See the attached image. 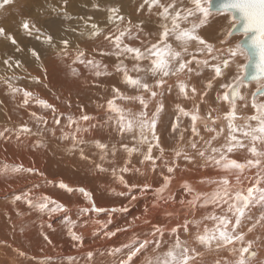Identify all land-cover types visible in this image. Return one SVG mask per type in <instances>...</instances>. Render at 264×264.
Instances as JSON below:
<instances>
[{
	"label": "rangeland",
	"instance_id": "374dc122",
	"mask_svg": "<svg viewBox=\"0 0 264 264\" xmlns=\"http://www.w3.org/2000/svg\"><path fill=\"white\" fill-rule=\"evenodd\" d=\"M18 1L19 0H12L11 3L5 4L2 8H0V28H4L6 30L5 32L11 34L16 40V44H12L8 39L0 36V51L3 53L2 54L0 52V131L8 129L4 136H0V167H2L4 163L22 164L25 169L31 168L35 171L8 174L0 172V264H119V261L127 253V249L124 248V245L127 244V241H123L122 243L119 240V234L121 232L110 230L111 224L107 228H104V231L107 230L108 232V235L106 236H104L105 234H103L102 231L100 232L95 230L92 234V237L89 238L87 236H83L85 234H82L81 231H76L77 221L80 220L83 215L80 213L78 215L70 216L74 208L77 206V208H81V204L74 205L75 200L71 198V193L78 191V187H84L78 181V177L81 178L82 176H85L82 178V180L89 183L93 181L91 183V190L89 192L96 199H98L96 190H103L104 186L109 182V179L112 180L116 176V170L127 166L126 161H122L121 163V160H123L122 157L125 158L124 154L128 153L123 147L124 145H127L128 148L137 149V151L132 153V156L139 158L138 163H140V159L143 158L144 154L146 153L145 150L141 152L138 146L139 131L137 130L135 132H125L124 134H121L116 131L114 124L108 132V135L110 134L111 136H109L111 138H104L106 130L102 129L98 123L103 122L102 124L104 125L107 122L109 123V121H115V116L113 113H110L107 108L108 100L102 103H97L89 98L91 96L90 89L91 87L96 86L95 82L98 80L97 77L92 79L88 78L90 76H96L94 75V70L90 66L86 67L85 65L79 63L73 64V61H70L69 63L60 59H56L49 67L45 66L46 56L52 51V48H49V42H46V36H42L38 31H34L33 29H31V34H29L28 31L24 30L21 26L23 21L26 19L29 20L31 24H34L37 18L36 16H40V14H37L36 4L24 6V8L26 7V15L21 16L19 14L20 12L16 10L15 2ZM106 1L107 0H105V2L104 0H94V3L89 9H95L98 11L104 10L105 12L107 11V14L104 18V23H111L112 21L116 22L115 20H107L109 19L108 17L110 15L109 9L114 7L120 9L122 2L119 1L118 4V2H115V0H108L107 3ZM0 3H3V0H0ZM51 4L53 7L58 5L62 8L65 7L62 9V12L64 13L60 12L57 13V15L65 14L66 6L63 4V0H44V2L41 4L42 7L39 8V11L41 12L43 8H45L46 12L53 13L54 10L52 11V8H46ZM134 8V6L130 8L129 13L127 12L128 15L133 16L138 13V9ZM120 11L121 10H119V13ZM213 16H215V18ZM24 17H26V19H21ZM219 19L224 20L221 13H212V15L201 27H204L206 24L208 25L213 21H219ZM92 24L93 23H84V29L87 31V34L94 31L92 28H90ZM95 24L97 25L99 23L96 22ZM226 26L227 22L223 31L217 35L205 34L201 37L209 44H212L215 48L219 50L223 49L225 46L220 43V40L223 38ZM97 28H99V25ZM229 39L234 46L235 43L243 39V35H233V37ZM40 41L42 42L41 46L47 51L45 57L43 58L38 54L34 56L32 53L35 50H30V48H32V43H39ZM17 47H19V51L16 50ZM198 47L201 46L193 43L190 46V52L195 53ZM26 49L28 50L26 51ZM98 52V50H94L89 54L88 59L94 60V58L98 57ZM202 56L203 55L201 54H197V59L200 60ZM208 59L210 64L217 63V61L212 60L211 57ZM5 60H8V64L4 63ZM97 60L101 62V59ZM16 61H19V66H17ZM246 61V56L238 57L235 62L230 64L229 68L223 71L224 75L220 78H217L216 80H212L214 73L211 68H204L200 65H197L196 62H193L191 67H195L197 70H202L203 73L210 72L211 74H208V77H202V74L200 77H198L200 85L194 86L195 88H198H196L197 94L195 97L190 98V104H192V108L194 105H199L200 113L204 118H207V114L209 112H211L212 116L215 117L216 114H222L225 110H227L228 105L226 103L217 101V95L223 92V89L220 88V84L222 82H230L233 76L237 74L238 65L246 64ZM73 67L78 70V74L74 75L72 73L71 69ZM35 69L39 70L40 75L43 71H46L44 80L40 79V77H35V75L32 73ZM243 71L244 69L240 70L241 76L243 75ZM192 73L185 74V76H189ZM87 78L90 80H85ZM209 80H212V87L210 88L207 87ZM40 81L44 82L39 83ZM186 82L190 85L188 81ZM80 84L84 87V92L83 88L82 91L78 92V90H80L78 88ZM9 85L12 87L10 88ZM169 85L171 84L169 83ZM244 86L245 87L242 88V93L243 90H246V97L249 95L248 101H250V93L256 91L258 84L256 82L255 84L250 83V85L244 84ZM166 87L167 86L165 84L163 88L155 89L156 91H160V98L157 100L158 104L156 108L160 103L164 107ZM14 88H18L21 91L14 92ZM24 90H27L33 94V98H30L29 104L26 106L23 105ZM129 90V93L122 92L123 95H143L145 99H148V93L139 92L132 95L134 89L129 87ZM35 98L46 100L49 104L54 106L55 111L52 109H45L42 106L36 104ZM112 98L113 96L109 97V99ZM150 101L151 100H148V104ZM238 101L239 100H237V102ZM184 102L185 99H182V101H179L180 104L178 105L184 107ZM117 104L120 107L131 109L133 112H135L138 102L118 100ZM153 109V107H148V116L155 112L156 109L152 113ZM163 110L164 108L157 116L158 126L160 123L158 121ZM212 110H214V112ZM33 112H35L37 116L43 117L44 121L46 122L42 123L38 121L31 115ZM70 115L77 120L78 125L81 126L82 129L84 126L88 128L87 132L81 131L77 134L78 138L84 141L83 144H76L75 147L77 148L73 146V140L71 139L76 125L69 124L67 117ZM81 115H88L90 120L86 122L79 121V117ZM110 117L112 118L110 119ZM56 120H59V123H56ZM235 123L238 125H243L245 122L241 123L235 121ZM23 124H27V126L32 129V134L21 136L18 139L16 136V130ZM225 124L226 122L221 119L216 121L215 125L211 124L208 127H216L219 129L220 127H225ZM197 130L199 135L190 134V138L187 140H185V137H182L180 146L183 148L191 147V143L195 142L199 149L200 144H202V140L200 139H203L204 135L207 137L206 141L210 140L211 137L215 135V133L206 131L204 126H200L197 128ZM65 134H67V138H65ZM226 135L227 131L219 135L217 139L212 141V146L219 148L221 147L222 143L225 144ZM98 140L101 143L108 145L106 154L102 153L100 149L98 150L97 147L93 146L95 145V141ZM198 140H200V142H198ZM108 141L112 142L108 143ZM87 143H89L91 146L89 147V150L84 153V147L85 145H88ZM143 145L144 144H142V146ZM189 149L193 150L192 147ZM81 150L83 151V158L81 156ZM113 150H115L114 155L112 154ZM100 153L104 154L105 160L108 159L106 162L104 159L101 161L100 157L102 154ZM108 157H111V160ZM113 157L114 159L112 160ZM98 164L101 165L103 170L97 168ZM101 172H103V175H101ZM89 177H91V179ZM61 181L72 188L73 191L69 192L66 189L60 188L59 183ZM69 182L74 183V187H72L71 183ZM98 182H101L102 184H98ZM25 193L29 194L28 198L32 199L34 203L37 202L38 198L42 196L51 197L53 200L63 203L67 208V212H59V214L58 212L51 214H49L47 211L41 212L38 208L29 206L27 200L24 198ZM98 194L100 196H104L100 190L98 191ZM16 196H20L21 199L16 200ZM107 197H109L108 199H114L115 195L111 196L108 193ZM68 220L74 222L76 221L72 230L77 235L82 236L81 241L74 240L69 234V225L67 223ZM109 233L114 234L109 235ZM45 237H47V239H45ZM130 243H132V241H128V244ZM150 245H152V243H150ZM149 246H147V248ZM48 247L51 249L49 250ZM145 248L144 252L141 250V252L137 253L135 259L133 257V264H148L149 260H153L156 254H158L161 249H164V247L161 245L160 250L156 249L157 251L155 250L152 252L153 250L151 249L148 254H146L147 251ZM251 248L256 250L254 247ZM116 249H121V251L116 252ZM88 250H92L93 252L91 251V253ZM45 251L49 252L47 253ZM89 253L92 254L91 258L88 256ZM143 254H146V257L144 256L145 258H143ZM256 255L257 253L254 256H249L248 260L254 258Z\"/></svg>",
	"mask_w": 264,
	"mask_h": 264
},
{
	"label": "snow or ice",
	"instance_id": "6c2138e0",
	"mask_svg": "<svg viewBox=\"0 0 264 264\" xmlns=\"http://www.w3.org/2000/svg\"><path fill=\"white\" fill-rule=\"evenodd\" d=\"M11 2L12 0H3V3H0V8ZM65 3H67V0H65ZM145 7H147L149 13H151L153 9H157V15L162 20L161 30L155 42L148 45H143V42H141L142 47H134L125 43L126 39L133 38V26L131 21H128V26L122 29L117 27L115 34H110L105 37L115 49V55L118 57L130 56L137 62L133 65L132 71L136 73L144 72L146 75L151 74L152 77L156 78L155 83L150 85L139 75L133 76L130 74L127 67L121 62L116 65V70L122 73L124 83L134 90L148 93V99H145L143 95L125 96L118 88H114L113 91L115 95L112 99L107 101V108L109 112L113 113L115 116L118 131L124 134L125 132L131 133L138 130L140 142L149 145L146 154H144V159L141 161L142 163L144 161H151L153 166H155V158L152 155V140H155V146L159 147L155 129L157 116L163 109V105L160 104L151 117H149L147 113L148 100L154 99L158 95L155 89L162 88L167 83L168 78L176 77V87L179 94L185 99L190 98V94L191 97H195L197 89L194 86L189 87V84L180 78L182 74L193 72V68L190 67V65H192L194 61L204 68H211L214 73L212 80L222 77L224 75L222 69L229 68L230 64L240 56H246L249 63L254 65L255 75L252 79L257 81L258 86L255 92L250 93V101L242 94L241 89L244 86V78L240 75V70L246 69L249 67V64L238 65L237 74L233 76L230 82H222L220 84V88L223 89V92L217 95V101L226 103L228 109L215 117L212 116L211 112L207 114V118L211 120L213 125L216 124V121L223 119L226 122L225 127L217 129L216 127H208L205 125L206 131L215 133L210 140L205 142L208 145L207 150H200L195 142L191 143L192 149L197 150L198 155L201 157H205L206 153L210 152L212 155H208L207 158L212 160L226 175L220 180L212 182L216 184L217 187L210 194V198H207L209 197L208 193L194 191L187 183L183 185L185 192L188 195L194 196L193 200L188 201V204L193 207L201 201L202 204H200V206H226L223 214H212L203 218L204 220L212 222L211 227L205 224L201 231L199 230L201 228L200 222H196L198 232L195 236V241L201 246H210L213 242H215L217 247L231 246L230 251L236 257L233 264H249L248 257L255 255L254 252H250L253 241L248 240L245 242V233L240 231V226L242 218L245 217V210L251 204L264 203V171L260 170L261 165L264 164V0H219V2L216 3H214L213 0H143L139 8L143 10ZM213 7L223 15L224 20L227 22L223 38L220 40V43L225 47L220 50L216 49L212 44H209L197 34L198 29L212 15ZM109 12L110 15L108 18L110 21L115 20L119 21L121 24L124 23V17L119 14V8H111ZM21 26L24 30L28 31L29 34H31V29L35 28V25L31 24L27 19L23 21ZM237 26H239V31L242 33L244 39L235 43L233 46L229 38L233 37V29H236ZM91 28L94 30L92 35L99 34V29L96 24L93 23ZM36 31H39V29H36ZM0 36L8 39L12 44H16L15 38L11 34L6 33L4 28H0ZM45 39L46 42L50 43L53 38L48 35ZM62 43L65 48L68 47L69 42L67 40H63ZM193 43L201 46L196 49L195 53L190 52V46ZM16 50L19 51V47H17ZM32 54L34 56L37 55L35 51H33ZM197 54L211 57V59L217 61V63L210 64L208 58L198 60ZM142 61L148 62L146 68L141 67L139 62ZM4 63L8 64V60H5ZM76 63L85 65L86 67L90 66L94 70V75L97 77L107 74L106 71L101 70L102 66L98 62L92 59H85V53L83 51H77L73 60V64ZM16 64L19 66V61H16ZM103 67L106 69L107 66ZM71 71L74 75L78 74V70L75 67H73ZM212 80H209L207 87H212ZM9 87L11 88L12 86L9 85ZM13 91L20 92L21 90L14 88ZM23 97V105L26 106L29 104L30 98H33V94L24 90ZM118 100L138 102L141 106V110L139 112H133L131 109L120 107L117 104ZM237 100L245 101L243 107L245 109L250 108L251 114L246 116L239 115L237 112ZM35 103L45 109H52L55 111L54 106L44 99L35 98ZM176 107L180 115L190 118L193 134L199 135L196 128V122L201 118L199 105H194L192 111L186 110L180 105ZM31 115L42 123L46 122L43 117L37 116L35 112ZM111 118L112 117H110V119ZM67 119L70 125H76L74 133L71 136L73 146L75 147L76 144H83L84 141L79 139L77 134L81 131L87 132L88 128L82 129L78 125L77 120L71 115L68 116ZM237 119H242L245 123L243 125H238L235 123ZM89 120L90 117L88 115H81L79 117V121L86 122ZM55 122L59 123V120ZM176 127L177 125H173L174 129ZM225 130L227 131L225 144L221 145L219 148L212 146V141L223 134ZM7 131L8 129L0 131V136H4ZM30 134H32V129L28 127L27 124L21 125L16 130L18 139L21 136ZM149 134L151 135V139L149 138ZM65 138H67V134H65ZM244 141L249 142L247 151L251 154L252 158H248L244 163H241L236 159H231L228 154L232 153L234 149L245 148L246 145ZM95 145L102 153H107L108 145L100 141H95ZM123 147L129 155L137 151L136 148H128L127 145ZM161 152H163V149H161ZM104 154L101 155V160L104 159ZM112 154H115L114 150ZM181 154L182 150L176 151L177 157H180ZM81 156L83 158L82 150ZM185 159H189V157L185 155ZM97 168L103 170L99 164ZM250 168L257 169V172L247 188L233 185L232 181L228 178L229 174L235 175L236 184L242 185L240 174ZM33 171L35 170L31 168L25 169L22 164L4 163L2 167H0V172L4 174ZM121 171L126 172L128 169L125 167L121 169ZM167 171L172 173L174 168L168 167ZM120 181L129 191H131L132 188L138 187L137 185H128L122 176L120 177ZM169 183L170 177L165 176L164 184L155 191L158 193L164 192ZM59 187L69 192L73 191V189L63 181L59 183ZM149 187V185H144L140 190L144 191ZM78 191L91 203V209L82 208L80 209L81 212H88L91 210L100 213L124 210H109L96 207L95 202L92 200L91 193L83 188H80ZM120 195H124V193H120ZM28 196V193L24 194V198L27 200L29 206L38 208L41 212L47 211L49 214L67 212V208L64 204L53 200L51 197L42 196L34 203ZM15 199L20 200L21 197L16 196ZM133 199H135V197H133ZM157 199L163 198L157 197ZM166 202L167 200H165V203ZM260 222L264 223V215L261 216ZM67 223L69 225V234L72 238L81 241L82 238L72 230L75 226V222L68 220ZM187 229L188 224L186 222L184 230L187 231ZM248 230L252 231V228ZM171 232L177 234L178 229L172 228ZM157 233H159L161 237L163 236V232L160 228H156L152 235L155 237ZM113 234L114 233H109V235ZM45 239H47V237H45ZM149 243L148 240L142 242L134 240L132 243L124 245V248L127 249V253L119 261V264H133V257L148 246ZM151 243L156 249H161L160 240L154 239ZM237 245H239V247H237ZM115 251L120 252L121 249H116ZM194 251L195 249L189 247L187 241H182L179 235H176L174 243L158 252L154 264H193L194 256L192 253ZM197 255H199V253H197ZM88 256L91 258L92 254L89 253ZM149 264H153V262L149 261ZM217 264H219V262H217Z\"/></svg>",
	"mask_w": 264,
	"mask_h": 264
},
{
	"label": "bare ground",
	"instance_id": "6f19581e",
	"mask_svg": "<svg viewBox=\"0 0 264 264\" xmlns=\"http://www.w3.org/2000/svg\"><path fill=\"white\" fill-rule=\"evenodd\" d=\"M119 1L122 2V5L120 3L121 6L119 9L121 10L120 11L121 14L120 13L119 14L124 17V23L122 24L119 21H116V22L112 21L113 23L105 22L106 23L105 24L104 18L107 14L106 13L107 11L105 12L104 10L98 11L95 9L94 10L89 9L91 5L94 3V0H90V1L88 0H67V3H65V0H63V4L66 6L64 15L63 14L57 15V13L62 12V9H64L65 7L62 8L59 5L53 7L52 4L46 8H52L51 9L52 11L53 10L54 11L58 10V11L56 12L53 11V13H48L45 11V8H43V10L40 12L39 8L42 7L41 4L44 2V0H19L18 2H15L16 10L20 12L19 14L21 16L26 15V7L24 8V6L26 5L29 6V4H36L37 14H40V16H36L37 18L34 23L35 28H32V29L34 31L36 29H39L38 32L42 36L50 35L53 38L52 41L49 43V48L51 47L52 51L50 54L46 56L45 66L49 67L51 64L54 63L56 59H60V60L67 61L70 63V61L74 60L78 50L83 51L85 53V59H88L89 54L92 53L94 50L99 51L98 57L94 58V60L96 61L97 59H101V62L99 60H97V62L102 66L101 70L106 71L107 74L101 75L99 77L97 76L88 77L91 79L94 77H97L98 79L95 82L96 86L91 87L90 89L91 96L89 97L91 100L97 103H102L106 100H109V97L114 96L115 95L113 91L114 88H118L121 93L130 92L129 86L126 85L123 81L122 73L116 70V65L120 64L121 62L123 63V65L127 67L130 74H132L133 76L139 75L141 78L145 79L150 85H153L156 79L155 77H152L151 74L146 75L144 72L136 73L132 71L133 65L136 64L137 62L134 61L130 56L128 57L119 56L118 57L117 55H115V49L112 47L111 43L105 39V37L110 34H115L117 27L122 29L128 26V21H131V24L133 26L132 27V37L133 38L126 39L125 43H128L134 47H142L141 42H143V45H148L152 42H155L161 30V24H162L161 18L157 15L158 10L153 9L151 13H149V11L147 10V7L141 10L139 6L143 2V0H118V1L115 0V2H118V4H119ZM132 6L135 7L134 9H138V13L133 15L134 13H136L134 12L132 14L133 16L128 15L130 8ZM213 17L215 18V16ZM21 19H26V17L21 18ZM96 22L99 23L97 24V26L99 25V28H100L99 34L98 35H92V33L87 34V31L84 29V26H85L84 23H87V24L94 23L95 24ZM225 24H226L225 20L219 19V21H213L209 23L208 25L206 24V26L204 27H200L198 29L197 34L199 36H204L205 34L217 35L218 33H221L223 31ZM135 37H138V38H135ZM63 40H67L69 42L67 48H65V46L63 45L62 43ZM41 44H42L41 41L39 43H32L31 44L32 48H30V50H35L37 54L43 58L45 57L47 51L41 46ZM27 50L28 49H26V51ZM205 58H209V57H207L206 55H203L200 60H203ZM139 63L141 67L146 68L148 66L147 61H142ZM103 66H107L106 69ZM191 66L192 65H190V67ZM192 68H193V73L189 75L190 77L187 75L185 76V74H182L180 77L181 79H185L186 81H188L190 83L189 85L190 87L200 85V82L198 81V77H200L201 74H202V77H206L208 74L209 75L211 74L210 72L203 73L202 70H197L195 69V67H192ZM224 70L225 69H222V71ZM32 73L35 75V77H40V79L44 80L46 71H43L42 74L40 75L39 70L35 69L33 70ZM88 78L85 80H90ZM43 82L40 81L39 83H43ZM175 82H176V77L175 78L170 77L167 79V83H166L167 87L165 89L166 95L164 96V107H163L164 110L158 121L160 122L159 126L157 123L156 129H155V135L156 137H158L159 147H156L155 146L156 141L152 140V145L155 144L154 147H152V155L155 158V166H153L151 161H144L142 163L141 161H143L144 157L141 158L140 163H138L139 158L132 156V154L129 155V153H125L124 154L125 158L122 157L123 160H121V163L122 161H126L127 163L126 167L128 171L126 172L121 171V169L125 167L119 168V170L115 169L117 171V172L115 171L116 176L112 180L109 179V182L104 186L103 190L102 189L96 190L98 199H96L93 195H91L92 200L95 202L96 207L105 208L109 210L111 209H124V210L123 211L100 212V213H97L91 210L88 212H81L80 209L82 208L91 209V203L88 202V200L83 196L81 192L74 191L71 193V198L75 200L74 205L81 204V208L80 207H79L80 209L77 208L78 206L74 208L70 216L78 215L80 213L83 215L80 218V220L77 221L76 231H81L82 234L83 233L85 234L83 236H87L89 238L92 237V234L95 230L100 231V232L102 231L103 234H105L104 236L108 235L107 230L104 231V228H107L111 224L110 230L121 232L119 234L120 236L119 240L122 243L123 241L124 242L127 241L126 243L128 244V241L133 242L134 240L140 241V242L144 240H148L151 243V241L156 239V240H160L161 245L164 247V249H166L169 245L174 243L175 236L179 235L182 241H187L189 247L195 249V251L192 253V255L194 256L193 264H217V262H219V264H233V261L235 260L236 257L230 251L231 246L217 247L215 242H213L210 246H201L199 245L198 242L195 241V236L198 232V229L196 227V222H200L201 228L199 230L201 231H202L203 225L205 224L211 227L212 222L204 220L203 218L205 216L212 215V214H216V215L223 214L226 209V206L225 207L213 206V205L200 206V204H202V201H201L195 207H193L188 204V201L193 200L194 196L188 195L185 192L183 185L187 183L188 185L191 186V188L194 191L208 193L209 197L207 198H210V194L217 187V185L212 182L220 180L226 174L218 166H216L212 160H209L207 158L208 155H212L210 152H207L205 157H201L198 155L197 150H194V149L190 150L189 148L191 147L183 148L182 146H180L181 138L185 137V140H187L188 138H190L189 137L190 134L193 135V132H192V122L190 118L184 117L178 113L176 105L180 104L179 101H182V99H185V98L179 94ZM169 83L171 85H169ZM252 84H255V83H252ZM78 88L80 89L78 90V92L82 91V88H83V92L85 90L81 84L78 86ZM139 92H142V91L134 90V92H132V95L139 93ZM159 92L160 91L158 90L157 97L154 99H150L151 101L148 104L149 108H152V107L154 108L152 110V113L154 112L158 104L157 100L160 98ZM242 94L246 97V90H243ZM248 96L249 95H247V98ZM190 98H191V94H190ZM190 98L185 99L184 108L186 110L192 111L193 108H192V104H190L191 103ZM244 103L245 101H241V100L237 102V112L238 114L242 116L251 114L250 108L245 109L243 107ZM140 110H141V106L138 103V105L136 106L135 112H139ZM212 111L214 112V110ZM217 115L218 114H216L215 116ZM151 116L152 114L149 117ZM178 116H179V119H178ZM200 117L201 118L198 119L196 122V128H199L200 126L205 127V125L209 126L212 124L211 120H209L206 117L204 118L201 113H200ZM237 120H240V121H237ZM237 120L236 122H241V123L245 122L242 119H237ZM113 121H109V123L107 121H104V122H107L104 125L102 124L103 122L98 123L97 121H95L96 123L99 124V126L102 129L106 130V133L104 136L105 139H108L111 136L110 134H109L110 136L108 135V132L114 124H115L116 131H118L116 121H114V123ZM173 125H177V127L174 129ZM84 128L86 127L84 126ZM149 138L151 139L150 134H149ZM200 140H202V144H200L199 149L207 150L208 145L205 143L207 140V137H205L204 135L203 139L201 138ZM200 140H198V142H200ZM116 141H117V138H116ZM111 142L112 141H108V143H111ZM244 143L246 145L245 148L234 149L232 153L228 154L231 159H236L237 161L244 163L246 159L252 158L251 154L247 151V145L249 142L244 141ZM87 144L88 145H85L84 147L85 149L84 153H86L87 150H89V147L91 146L89 143ZM142 144L144 145L142 146ZM223 144L224 143H222V145ZM93 146L96 147V145H93ZM138 146L141 152L145 150V153L147 152V148L149 146L147 143L140 142V135H138ZM161 149H163V152H161ZM179 150H182V154L180 157H177L176 151H179ZM185 155L189 157V159H185ZM111 157H108V158L110 159ZM114 157L112 158V160L114 159ZM107 160L108 159L106 160L104 159L105 162ZM168 167H173L174 171L172 173H169L167 171ZM260 170L264 171V164L261 165ZM256 172H257V169L250 168V169H246L244 173L240 174L242 185L236 184L235 175L229 174L228 178L232 181L233 185H236L237 187L242 186L244 188H247L250 184V181L255 177ZM101 175H103V172H101ZM121 176L123 177L124 181L127 182L128 185H137L138 187L132 188L131 191H129V189L126 188L123 183H121L120 181ZM165 176L170 177V183L168 187L164 190V192L158 193L155 190L162 187V185L164 184ZM84 177L85 176H82L81 178L78 177L79 180L78 179L77 180L82 184V186H84V187H78V189L83 188L86 191L88 190L89 192L91 190V183L93 181H91L90 183L85 182L84 180H82V178ZM89 178L91 179V177ZM98 184H102V183L98 182ZM144 185H149L150 187L144 191H141L140 189L143 188ZM71 186L74 187V183H71ZM99 190L104 194V196H100L98 194ZM108 193L111 196L115 195V198L108 199L109 198L107 197ZM120 193H124V195H120ZM133 197H135V199H133ZM157 197H162L163 199L158 200ZM165 200H167L166 203H165ZM262 215H264V203H253L245 210V217L242 218L240 231L245 233V242H247L248 240L253 241L252 247H254V249L256 250H253L251 248L250 252L254 251L255 254L257 253V255L254 258L248 260L249 264H264V223L260 222V218ZM186 222L188 224L187 231L184 230V225ZM156 228H160L162 230L163 232L162 237L160 236L159 233H157L155 237L152 235V233L154 232ZM172 228H177L178 233L173 234L171 232ZM249 228H252V231H249L248 230ZM58 247H61V246H58ZM237 247H239V245H237ZM51 248L48 247L49 250ZM145 249L147 251L146 254H148V252L151 249L153 250L152 252L156 250L153 244L150 245L148 248L146 246ZM142 250L144 252V249ZM88 251L91 252L92 250L91 251L88 250ZM197 253H199V255H197ZM146 254H143V258L146 257L145 256ZM157 255L158 254H156V256ZM155 258H153V260L151 259L153 264H154Z\"/></svg>",
	"mask_w": 264,
	"mask_h": 264
},
{
	"label": "water",
	"instance_id": "95a60500",
	"mask_svg": "<svg viewBox=\"0 0 264 264\" xmlns=\"http://www.w3.org/2000/svg\"><path fill=\"white\" fill-rule=\"evenodd\" d=\"M213 2L216 3V2H219V0H213ZM212 13H219V12L217 11L215 7H213ZM233 32H234V35H242V33L239 31V26H237L236 29H233ZM246 64H249V67H247L243 71L242 77L244 78V84L256 83L257 81L252 79V77L255 75L254 65L250 64L248 60L246 61Z\"/></svg>",
	"mask_w": 264,
	"mask_h": 264
}]
</instances>
